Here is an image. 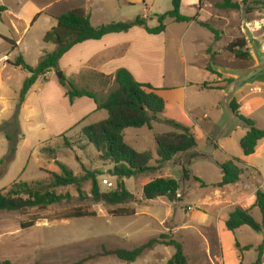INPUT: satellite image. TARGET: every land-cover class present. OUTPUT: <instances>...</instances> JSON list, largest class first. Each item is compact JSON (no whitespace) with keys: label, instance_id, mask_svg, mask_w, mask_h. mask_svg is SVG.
<instances>
[{"label":"crops","instance_id":"1","mask_svg":"<svg viewBox=\"0 0 264 264\" xmlns=\"http://www.w3.org/2000/svg\"><path fill=\"white\" fill-rule=\"evenodd\" d=\"M66 2H74V5L64 13L55 10L56 6ZM159 5L160 0H62L42 5L36 4L33 0H19L15 10L10 11L7 6L1 4L0 7H4L5 11L0 14V18L10 24V28L18 39H11L0 34V47L5 48L4 53L0 55V112L6 111L4 107L8 102L19 99L23 84L30 76L27 72H19L18 70H23L16 68L13 63L19 56L23 57L21 54L22 38L35 25L41 22L45 24L43 30L44 39L48 32L57 27V18L59 16L70 11L81 10L90 17L91 25L94 28L111 23L132 21L137 17L146 18L150 27H156L158 24L157 18L155 24L152 19L153 15L172 10V3L171 6H166L163 10L158 7ZM187 9L191 10L190 15L184 13ZM181 14L190 18L197 17L198 21L207 23L199 0H181ZM128 18L132 19L128 20ZM168 20L172 21L171 19ZM179 25H184L185 29L175 35L169 33L168 26L166 31L160 35H150L143 28L134 27L126 33L109 34L101 40H90L74 46L60 59L58 71L49 72L38 79L29 91L21 107V112L30 105L31 109L35 110L38 105L51 106L54 105L55 101L61 100L67 108L66 114L68 115L65 114L66 117H64L56 113L47 114V120L50 122L48 130L52 128L51 133H53V136L57 135V137L65 135L75 128H80L79 133H81L83 128L105 121L108 118V113L98 110L96 103L86 97L76 99L71 105L66 97V90L58 82L57 73L61 72L62 76L77 89L107 96L117 88L114 79L115 74L119 70L125 69L132 74L137 82L150 84L157 89V94L165 101L164 113L152 123V129L150 130L153 131L156 125L163 120L174 121L188 129L191 126V132L197 136L198 141L206 140L208 142L206 151H200L197 148L194 150L198 153L203 152L200 156H213L217 146L226 156H230L228 151L230 145L224 141L238 130L245 131V134L241 137L242 139L248 129L235 126L228 132L229 134L224 131L227 124H223L225 111L222 103L226 97V88H219L218 80L220 79L207 70L210 59L207 52L210 44L215 41L214 36L195 22ZM197 28L206 30L211 35L208 37L210 42L201 51L203 60L196 62L185 58L182 72L167 73L164 64L166 53L174 49L176 51L177 47L183 49L185 39ZM194 40L192 39V41ZM11 42L15 43L16 47H13ZM56 49V44L43 42V46L38 48L39 54L32 66H38L45 54L53 53ZM9 51L19 52V56L12 59L10 54H7ZM232 79L234 80L235 77H232ZM261 87H264V85L243 86L236 92L234 99L237 100L240 106V113L254 120L257 128L264 130V116L261 117V111L264 110V95L248 91L250 88L258 91ZM206 92L218 93L220 95L218 101L215 102L214 100V102H211V98L207 97L209 102L208 106H206L204 100V93ZM53 93H56L60 99L55 100L51 96ZM206 108H209L210 114L205 111L201 119L194 116L195 114L200 115L203 109ZM13 115L14 112L11 113L9 121ZM20 127L22 129L21 123ZM128 130L125 131L127 144ZM157 134L154 133V137ZM259 151L264 153V140L259 142L253 155L243 156V159L237 158L245 163V167H242L244 173L240 177L239 182L223 188L214 187L220 182L214 184L213 192L202 198L197 204L194 203V205L187 206L184 203L185 198L191 196V187L187 186L189 189L188 194L184 196L183 200L180 199L178 201L180 205L185 207L183 210L176 204L174 211L166 204L167 198H158L161 202L157 199L149 201L141 195L143 206L137 210V213L131 214L130 212L129 215H142L145 212L147 217L151 219L155 217L160 223H163L173 217L176 212L179 221L182 219L183 222L181 224L175 222L167 230L174 240L182 244L189 264H252L257 257L255 249L262 243V234L254 236L252 243L238 241L236 239L237 233L247 231L244 230L247 226L230 232L226 228V222L229 215L238 207L243 210H251L254 219L258 223L262 221L261 213L255 207L256 192L259 189L264 192V165L258 162V159L263 155L258 154ZM198 155L195 154V158ZM256 156L258 159L254 160ZM154 157L156 160V154H154ZM179 157L181 155H177L171 162L163 165V168L173 167L180 169V165L174 164V161ZM230 158L220 165L226 163ZM155 160L153 161L154 164ZM197 161L206 160L197 159ZM150 165L152 166V164ZM148 183L142 185V192L144 186ZM182 191L184 192V187ZM142 192L141 194H143ZM180 197L181 195L179 194L178 198ZM142 208H145V211ZM163 208L165 210L163 217L152 213L153 210ZM257 215H259V218L256 217ZM182 232L188 235L186 238L183 237L184 239L178 236ZM230 235L234 236L233 241H228ZM237 243L241 248L252 246L253 249L244 252L242 255L236 246ZM157 246L163 247L167 251V255H154L158 261L149 262L147 258L149 256L148 252L155 253L154 249ZM157 246L145 252L136 262L127 264H136L141 259H143L145 264H167L173 257L175 250L172 253L167 250L172 247ZM262 264H264V258Z\"/></svg>","mask_w":264,"mask_h":264},{"label":"rangeland","instance_id":"2","mask_svg":"<svg viewBox=\"0 0 264 264\" xmlns=\"http://www.w3.org/2000/svg\"><path fill=\"white\" fill-rule=\"evenodd\" d=\"M18 1L0 0V5L3 4L10 11H13ZM33 1L38 5H42L48 2L62 0ZM201 1L203 15L207 23L218 30L221 35L219 41H214L209 46V51L207 52L210 56L208 65L210 63L212 69H215L214 71L217 73L238 70L245 71L264 65V0H233L241 6V9L238 11L221 9L218 5L223 3L222 0ZM73 5L74 2H66L56 6L55 10L64 13ZM166 6H171V0H160L158 7L163 10ZM165 13L159 12L153 15V22H156L155 16ZM184 13L190 15L191 10L187 9ZM131 19L128 18V20ZM167 21L168 31L172 35L180 33L185 29L184 25H179L173 20ZM44 28V23H38L30 32H26L22 38L21 54L30 66L33 65L39 54L38 48L43 46ZM0 34L11 39H18L14 31L10 28V24L1 18ZM209 36H211L209 32L197 28L185 39L183 49L177 47L176 51L175 49L168 51L164 60L167 73L175 71L182 72L184 70L183 60L185 58L195 60L196 62L202 61L201 51L210 42L208 39ZM192 39L195 40L192 41ZM239 39L246 40L247 48L252 59H237L226 50L232 42ZM4 49L0 47V55L4 53ZM7 54H10L12 59L19 56V52L9 51ZM218 74H220V76H217L220 79L218 80L220 84L219 88H227L233 81L232 77L221 73ZM248 91L264 95V87H261L258 91L250 88ZM51 96L55 100L60 99L56 93L51 94ZM99 96L102 98L105 97L104 94ZM204 96L206 106H208V98H211V102H214V100L216 102L220 97L218 93L211 92L204 93ZM17 105L18 98L7 103L4 107L6 111L3 110L0 112V126L6 122L12 123V119L9 121L10 115L12 112H15ZM66 109L65 104L59 100L55 101L54 105L51 106H42L41 104L33 110L30 105L23 112L20 110L19 121L22 124V129L20 127V130L24 137L17 146L14 162L9 167L5 165L0 167V190H9L12 185L19 182H44L49 186L50 178L48 173H60L56 162L68 166L74 175L79 178L86 177L88 172L93 173L97 178L102 193L117 189L118 180L111 175L113 165L100 160L94 148L91 145H87L85 140L82 139L81 133H79L80 128H75L60 137H57V135L53 136V133H51L52 128L48 130L50 122L47 120V114L56 113L66 117L68 115L66 114ZM205 111L209 114L211 113L209 108H206L203 109L200 115H193L201 119ZM263 116L264 110L261 111V117ZM86 124L88 125V123ZM191 129L190 126L189 130L191 131ZM8 131L13 134L15 126L11 124L8 127ZM153 131L148 127L130 129L127 131V142L139 152L151 151L156 154L157 144L153 138L154 133L165 134L179 132L180 130L165 123L163 120L160 124L156 125ZM244 134V130H238L224 141L230 145L228 150L230 156H226L217 146L213 157L219 164L225 162L229 157L243 159L244 155L240 147V139ZM194 136L197 141V149L206 151L208 149V142L206 140L198 141L197 136L195 134ZM9 148V142L6 140L4 134L0 132V160L8 155ZM202 153L193 151L182 154L181 157L174 161L175 165H180V169L173 167L163 168V166H157L152 162V167H154L152 172L140 178L125 180L124 184L127 190L135 197L133 202L126 205L110 206L87 201L92 197V181L87 180L80 185L82 194L76 186L57 188L55 190L58 194H69L71 196L70 202L53 205L45 211L30 210L24 213L0 212V264H75L78 262H84L83 264H127L116 257L104 256L103 248L106 250L136 248L146 244L151 239H159L161 235L170 236L174 239L168 233L169 231L167 229L171 228L175 222L178 224L183 222L182 219L179 221L176 212L173 217L167 221L165 220L163 223H160L155 217L154 219L147 217V213L145 212L142 214L143 216L125 215L120 217L115 216V212L120 208H127L131 214L137 213V210L143 206L141 199V195L143 196L141 194L142 185L161 177H174L178 180L180 184L179 194L181 195L179 199L181 200L188 194L189 189L187 186L191 187V196L185 198L186 200L184 201L187 206L200 202L202 198L213 192V185L221 182L223 176L222 169L217 168L210 162L197 161L198 156ZM195 154L199 155L195 158ZM260 154L263 156L259 159L256 156L254 160L258 159V162L264 165V153ZM241 167H245L243 161ZM182 169L190 170L192 178L189 182L182 180V175H180L183 171ZM193 178L200 179L207 187L202 188ZM104 180L111 182L113 188H108L104 185ZM183 187L184 192L182 191ZM158 201L161 202V200ZM166 201V204L174 211L176 204L182 210L185 208L178 201L171 202L167 199ZM75 207L89 209L96 216L82 219L50 221L49 218L54 216L55 213L68 211ZM142 209L145 211V208ZM164 212V208L152 211L153 214L159 215L160 217L164 216ZM256 217L259 218V215ZM34 220H37V222L33 228L21 229L22 223ZM244 230L247 231L237 233L236 239L238 241L252 243L254 236H258V233L249 227H246ZM178 236L184 239L188 235L182 232ZM228 238V241L234 240L233 235H230ZM167 250L172 253L174 252L173 248H168ZM154 251L155 253L148 252L149 256L147 258L149 262L158 261L154 255H167V251L161 246H157ZM136 264L145 263L141 259Z\"/></svg>","mask_w":264,"mask_h":264},{"label":"trees","instance_id":"3","mask_svg":"<svg viewBox=\"0 0 264 264\" xmlns=\"http://www.w3.org/2000/svg\"><path fill=\"white\" fill-rule=\"evenodd\" d=\"M222 1L223 3L218 5L221 9L236 11L241 9L240 4L233 0ZM199 2L200 6H202V1L199 0ZM171 3V11L156 16L158 23L156 27H150L146 18L137 17L132 21L111 23L94 28L91 25L90 17L81 10L70 11L59 16L57 18V27L48 32L44 38L45 43H54L57 45V49L53 53L45 54L36 67L28 65L22 56H19L13 63L16 68L22 69L29 73L30 76L23 84L18 105L12 117V123L6 122L0 126V132L4 134L10 146L8 155L0 160V167L3 165L9 167L16 158L17 146L24 137L20 130V110L29 91L40 77H44L49 72L58 71L60 59L74 46L90 40H101L109 34L126 33L134 27H141L150 35H160L166 31L168 19L173 20L177 24L195 22L200 27L207 29L214 36L215 41L220 40V33L210 24L198 21L197 17L190 18L181 14V0H171ZM3 11H5V8L0 7V14ZM11 45L16 47L13 42H11ZM247 47L246 40L239 39L232 42L226 50L237 59L250 60L252 56ZM244 49L245 51H243ZM207 70L215 76H220L212 69L210 63ZM114 79L117 88L104 98L93 92L77 89L64 76L59 78L58 82L63 88L69 86L70 89L66 90L65 94L71 105L76 99L86 97L96 103L98 110L108 113V118L105 121L83 128L81 137L87 145H91L94 148L101 161L113 165L111 175L118 180L117 189L102 193L97 178L93 173L88 172L86 177L79 178L74 175L68 166L56 162L60 173H48L50 178L49 186L44 182H19L12 185L9 190H0V212L45 211L53 205L70 202L71 196L69 194H58L55 190L57 188L76 186L82 194L80 185L87 180L92 181V197L87 201L95 204L102 203L104 205L120 206L135 200L134 195L127 190L123 181L140 178L152 172L154 167L150 164L155 160V157L151 151L139 152L129 146L125 141V131L144 127L152 129V123L164 113L165 101L157 94V89L150 84L137 82L132 74L125 69L119 70L115 74ZM231 109L248 129L246 135L240 141L242 152L246 157L253 155L259 142L264 140V130L257 128L254 120L240 113V106L236 99L231 102ZM165 123L180 131L155 135L154 139L157 144L155 164L157 166H163L171 162L177 155L193 152L197 148L196 138L189 129L174 121L166 120ZM11 124L15 126L13 134L8 131V127ZM241 164L242 161L236 158H230L226 163L222 164V180L214 187L223 188L239 182L240 177L244 173ZM181 178L183 181H189L192 178L190 170L183 169ZM193 180L201 184V187H207L200 179L193 178ZM179 191L180 184L176 179L161 177L152 180L144 186L143 198L149 201L167 198L171 202H177L180 201L178 198ZM255 207L258 208L262 216L260 223L254 219L251 210H243L238 207L229 215L226 228L228 231L234 232L241 227L247 226L254 232L262 234V243L255 249L257 257L252 263L262 264L264 258V192L260 189L256 192ZM129 213L127 209L120 208L116 210L115 216H125L129 215ZM95 216V213L89 209L75 207L68 211L57 212L49 219L50 221H63ZM36 222L37 220L22 223L21 229L33 228ZM157 245L174 248L175 253L167 264H189L182 244L166 235H161L159 239H151L146 244L132 250H106L105 248L103 250L104 256L116 257L126 263H134L145 252ZM236 246L242 255L244 252L253 249L252 246L241 248L238 243ZM83 263L78 262L75 264Z\"/></svg>","mask_w":264,"mask_h":264},{"label":"water","instance_id":"4","mask_svg":"<svg viewBox=\"0 0 264 264\" xmlns=\"http://www.w3.org/2000/svg\"><path fill=\"white\" fill-rule=\"evenodd\" d=\"M215 70V69H214ZM224 75H229L235 77L230 85L225 89L226 97L223 100L222 107L225 111L223 117V124H227L225 128V133L229 134L235 126H240L247 128L244 122L240 121L238 117L234 114L231 109V102L234 100L236 92L246 85H264V65L259 67H254L245 71H234V72H218ZM57 77L61 78L62 73L58 72ZM65 90H69V86L64 87ZM227 130V131H226ZM198 160H206L216 166L219 169H222V166L215 160L212 155L199 156Z\"/></svg>","mask_w":264,"mask_h":264},{"label":"built area","instance_id":"5","mask_svg":"<svg viewBox=\"0 0 264 264\" xmlns=\"http://www.w3.org/2000/svg\"><path fill=\"white\" fill-rule=\"evenodd\" d=\"M104 185H106L108 188H113V184L109 182L108 180H104Z\"/></svg>","mask_w":264,"mask_h":264}]
</instances>
